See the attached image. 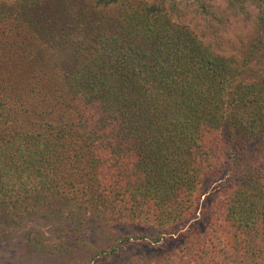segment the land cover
<instances>
[{"label": "trees", "instance_id": "trees-1", "mask_svg": "<svg viewBox=\"0 0 264 264\" xmlns=\"http://www.w3.org/2000/svg\"><path fill=\"white\" fill-rule=\"evenodd\" d=\"M10 1L0 244L77 208L122 232L68 264H264V0Z\"/></svg>", "mask_w": 264, "mask_h": 264}, {"label": "rangeland", "instance_id": "rangeland-1", "mask_svg": "<svg viewBox=\"0 0 264 264\" xmlns=\"http://www.w3.org/2000/svg\"><path fill=\"white\" fill-rule=\"evenodd\" d=\"M254 28L255 23H249L243 30L242 36L251 37ZM26 220L34 227L28 235L22 234L24 237H16L18 242L16 247H12L14 243L9 241L0 244V264H68L72 260L73 262L88 261L97 248L104 247L122 232L119 227L82 214V210L77 208L66 211L60 217L34 216L23 220L24 223H27ZM28 223L22 226L21 233L25 231L24 234H27L26 232L31 228ZM23 240L24 246L21 248L19 244ZM37 246L38 248L43 246L48 251L55 248V251L44 254V257L38 259L40 256L34 255L35 250L33 251Z\"/></svg>", "mask_w": 264, "mask_h": 264}]
</instances>
